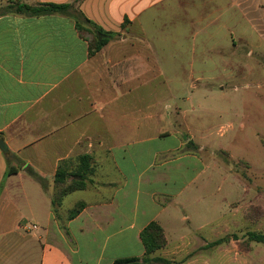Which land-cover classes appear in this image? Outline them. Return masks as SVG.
Listing matches in <instances>:
<instances>
[{
    "label": "crops",
    "instance_id": "0c3cea01",
    "mask_svg": "<svg viewBox=\"0 0 264 264\" xmlns=\"http://www.w3.org/2000/svg\"><path fill=\"white\" fill-rule=\"evenodd\" d=\"M173 1L185 0H0V139L8 149H0V264H144L141 235L153 222L167 243L152 258L232 259L239 228L234 198L220 208L211 200L201 206L202 189L212 182V166L202 158L206 145L195 142L184 107L161 110L159 96L147 90L154 61L139 43L148 36L151 12L170 9ZM198 1L189 2L194 17ZM242 1L264 16V0ZM13 2L74 3L86 19L119 36L90 55L70 14L34 16L10 10ZM83 156L93 168L86 187L54 206L59 167L75 172ZM75 192L82 199L61 211ZM243 219L249 223L248 213Z\"/></svg>",
    "mask_w": 264,
    "mask_h": 264
},
{
    "label": "rangeland",
    "instance_id": "374dc122",
    "mask_svg": "<svg viewBox=\"0 0 264 264\" xmlns=\"http://www.w3.org/2000/svg\"><path fill=\"white\" fill-rule=\"evenodd\" d=\"M189 2L173 1L170 9L149 16L148 36L138 42L154 61L147 90L159 96L155 105L161 110L184 107L195 142L206 145L202 158L212 166V182L202 189L207 198L201 206L211 200L220 208L225 198H234L239 228L232 259L217 264H264V244L247 237L264 233V16L242 0L217 6L201 0L194 17ZM140 31L139 25L132 29ZM82 195H68L60 210L73 208Z\"/></svg>",
    "mask_w": 264,
    "mask_h": 264
},
{
    "label": "trees",
    "instance_id": "16d2710c",
    "mask_svg": "<svg viewBox=\"0 0 264 264\" xmlns=\"http://www.w3.org/2000/svg\"><path fill=\"white\" fill-rule=\"evenodd\" d=\"M77 2L80 0H76ZM10 10H16L20 13H27L34 16L45 15L49 13H68L74 19L76 28L83 38L89 41V53L95 55L99 53L106 45H108L113 39L119 35L107 32L101 27L97 26L90 20L86 19L81 12L73 4H45L38 6H29L20 2H13L9 6ZM10 158L8 161L10 163ZM16 170L9 165L8 173L12 174ZM92 162L89 156H83L80 158V165L75 172H68L65 164H61L55 177V183L60 188L59 192L53 197V205L60 203L64 196L67 194L83 190L86 187V181L90 174H92ZM72 177V181L67 183V179ZM83 205L78 206L70 213V217L76 216L82 209ZM250 241L264 244V233L261 232H249L247 235ZM143 244L145 246V257L143 258L144 264H172V261L163 259L160 257L152 258L151 255L166 245V237L164 230L157 224L151 223L141 235ZM220 243V242H218ZM136 259H128L116 262V264H136Z\"/></svg>",
    "mask_w": 264,
    "mask_h": 264
},
{
    "label": "water",
    "instance_id": "95a60500",
    "mask_svg": "<svg viewBox=\"0 0 264 264\" xmlns=\"http://www.w3.org/2000/svg\"><path fill=\"white\" fill-rule=\"evenodd\" d=\"M0 149H1L3 152H5V153L8 152V149H7L5 143H4V141H3L2 139H0Z\"/></svg>",
    "mask_w": 264,
    "mask_h": 264
},
{
    "label": "built area",
    "instance_id": "2783aa9c",
    "mask_svg": "<svg viewBox=\"0 0 264 264\" xmlns=\"http://www.w3.org/2000/svg\"><path fill=\"white\" fill-rule=\"evenodd\" d=\"M24 228L25 229H30V228L36 229V226H28V225H25Z\"/></svg>",
    "mask_w": 264,
    "mask_h": 264
}]
</instances>
